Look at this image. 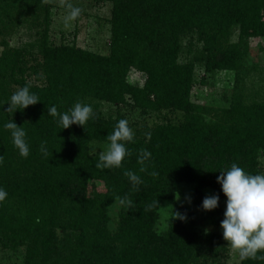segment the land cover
<instances>
[{
	"label": "trees",
	"instance_id": "1",
	"mask_svg": "<svg viewBox=\"0 0 264 264\" xmlns=\"http://www.w3.org/2000/svg\"><path fill=\"white\" fill-rule=\"evenodd\" d=\"M103 1L111 12L108 52L101 55L50 45L45 0H0V37L25 24L40 29L38 56L29 53L28 60L0 41V187L8 192L0 202V245L24 249L22 262L0 264H264L240 256L230 261L220 226L227 198L217 183L219 170L232 163L264 173V99L250 101L236 91L249 40L264 38V0ZM196 69L234 75L227 106L191 100ZM131 72L143 75L141 86L129 83ZM26 84L41 102L7 111L11 95ZM78 101L94 110L84 127L62 129L47 113V107L64 112ZM133 112L139 121L131 120ZM10 119L27 132V158L4 128ZM120 119L135 134L127 143L131 155L120 168L98 169L89 145L107 143ZM44 141L47 155L40 150ZM142 149L152 154L144 172ZM129 170L141 177L140 185L133 187ZM180 183L196 186L195 203L202 204L206 190L220 197L202 230L194 211L176 201ZM160 201L172 205L161 232ZM115 203L116 228L110 230Z\"/></svg>",
	"mask_w": 264,
	"mask_h": 264
},
{
	"label": "rangeland",
	"instance_id": "2",
	"mask_svg": "<svg viewBox=\"0 0 264 264\" xmlns=\"http://www.w3.org/2000/svg\"><path fill=\"white\" fill-rule=\"evenodd\" d=\"M51 5L50 10V28L48 42L52 46L75 45L81 49L89 50L101 55L107 54L109 40V18L111 4L103 0H45ZM71 2L74 6L82 9L81 16L71 22L70 27L64 26V18L67 14L66 4ZM40 38V29L31 24L17 26L13 33L5 34L1 39L8 40L9 45L21 50V53L28 60V54L38 56V45ZM231 40H237V31H232ZM249 56L244 63V67L238 81L236 91H241L247 100L261 101L264 99V38L249 40ZM2 48L0 47V52ZM38 58V57H37ZM196 85L192 90L191 100L197 104L221 108L226 105L225 98H228L234 91L235 77L232 73H217L213 76L206 75L202 69H196ZM204 79V83L200 84ZM128 81L130 84L141 86L143 75L131 72ZM106 110V106L104 107ZM132 121H139L137 113H131ZM153 119L149 118L148 123ZM106 143L93 142L89 145V152L92 156L94 150L97 154ZM259 162L264 170V155H260ZM196 186L194 184L180 183L175 186L176 201L183 204L187 209L194 211L198 229L202 230L209 224L208 213L201 207V202H194ZM100 190V188H99ZM102 191V189L100 190ZM205 197L213 195L212 191L203 192ZM177 194L179 199H177ZM199 199H197L198 201ZM196 201V202H197ZM116 203L109 209V229L114 230L117 222ZM172 205L168 201L159 202V219L157 221V230L167 229L168 222L171 220ZM230 261H237L239 252L231 247ZM24 258V249L17 250L5 249L0 245V262L20 263Z\"/></svg>",
	"mask_w": 264,
	"mask_h": 264
},
{
	"label": "clouds",
	"instance_id": "3",
	"mask_svg": "<svg viewBox=\"0 0 264 264\" xmlns=\"http://www.w3.org/2000/svg\"><path fill=\"white\" fill-rule=\"evenodd\" d=\"M67 14L64 18V26L70 27L71 22L81 16L82 9L74 6L71 2L66 4ZM41 102L37 94L31 91V85L17 89L8 101V109L14 113L17 110L23 111L31 105ZM50 117L56 119L57 124L62 129L70 128L76 124L83 126L93 118L94 110L90 104L76 102L67 111H58L55 105L47 107ZM4 128L10 131L12 143L18 149L21 157L27 158L30 155V145L27 140V132L23 126H18L13 119L4 124ZM134 132L129 126L127 119H120L114 126L111 134L106 136L107 143L97 154L94 150L98 169L120 168L127 156L131 155L127 143L134 141ZM42 154H48L47 142L40 145ZM151 152L142 149L138 156V163L141 165L140 171L147 170L146 161H150ZM3 157L0 156V160ZM217 183L221 186L223 194L226 196V208L224 218L221 221L223 238L231 248L238 250L241 260L264 261V173L252 174L246 171L237 163H232L230 167L219 170ZM133 187L140 185L142 179L132 171H126ZM151 175H158L152 172ZM8 197L5 188L0 187V202ZM177 199L179 195L177 194ZM220 197L218 194L206 196L202 201V209L211 211L219 206ZM125 203V200H121ZM176 213V212H175ZM176 218L186 220L185 215L176 213Z\"/></svg>",
	"mask_w": 264,
	"mask_h": 264
}]
</instances>
